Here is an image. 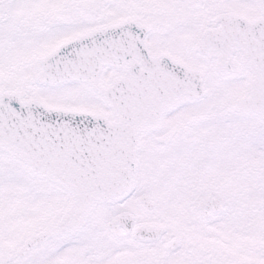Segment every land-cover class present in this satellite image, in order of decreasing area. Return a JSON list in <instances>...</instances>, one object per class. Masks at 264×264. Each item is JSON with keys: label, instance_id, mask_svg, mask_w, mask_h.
<instances>
[{"label": "snow or ice", "instance_id": "snow-or-ice-1", "mask_svg": "<svg viewBox=\"0 0 264 264\" xmlns=\"http://www.w3.org/2000/svg\"><path fill=\"white\" fill-rule=\"evenodd\" d=\"M0 264H264V0H0Z\"/></svg>", "mask_w": 264, "mask_h": 264}]
</instances>
